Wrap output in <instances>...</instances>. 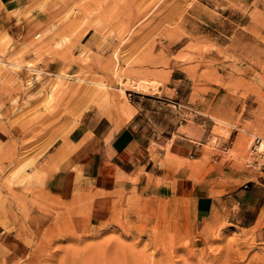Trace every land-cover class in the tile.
Wrapping results in <instances>:
<instances>
[{"label": "rangeland", "instance_id": "obj_1", "mask_svg": "<svg viewBox=\"0 0 264 264\" xmlns=\"http://www.w3.org/2000/svg\"><path fill=\"white\" fill-rule=\"evenodd\" d=\"M137 92L172 110L190 93L223 100L205 139L178 129L203 149L175 166L214 200L201 222L169 179L47 192L55 146L90 118L121 130ZM255 137L264 0H0V264H264V203L240 192L264 186Z\"/></svg>", "mask_w": 264, "mask_h": 264}, {"label": "crops", "instance_id": "obj_2", "mask_svg": "<svg viewBox=\"0 0 264 264\" xmlns=\"http://www.w3.org/2000/svg\"><path fill=\"white\" fill-rule=\"evenodd\" d=\"M135 94L134 106L128 102L131 118L121 130L114 131L103 118H90L49 153L52 158L49 164L56 166L47 182L49 196L67 203L89 187L104 190L117 181L127 183L133 179L138 186L155 190L157 181L169 179L173 194L192 198L194 214L201 222L211 213L214 200L202 194V184L188 178L187 166L180 165L178 169L175 166L188 159L200 160L203 149L201 142L178 133V129L179 125L188 127L205 139L213 127L207 113L219 111L223 100L212 93L197 97L190 93L182 104H174L172 110L165 95ZM192 98L196 100L191 102ZM62 146L63 152L57 155ZM159 161H166V166H160ZM257 184L252 185L253 194L245 191V187L240 191L249 210L264 203V186Z\"/></svg>", "mask_w": 264, "mask_h": 264}, {"label": "bare ground", "instance_id": "obj_3", "mask_svg": "<svg viewBox=\"0 0 264 264\" xmlns=\"http://www.w3.org/2000/svg\"><path fill=\"white\" fill-rule=\"evenodd\" d=\"M256 141H259V145H257V146L255 145L256 147L254 146L255 152H253V153H255L256 155H258V157H260V156H262V153H264V141L262 139H259L258 137H255L254 141L252 143V146Z\"/></svg>", "mask_w": 264, "mask_h": 264}, {"label": "built area", "instance_id": "obj_4", "mask_svg": "<svg viewBox=\"0 0 264 264\" xmlns=\"http://www.w3.org/2000/svg\"><path fill=\"white\" fill-rule=\"evenodd\" d=\"M255 145H256V146L259 145V141H256V142L253 144V146H252V148H251V152H255V147H256ZM254 146H255V147H254Z\"/></svg>", "mask_w": 264, "mask_h": 264}]
</instances>
